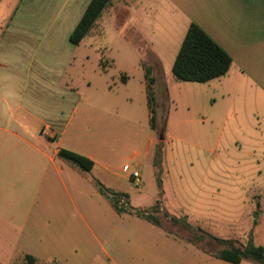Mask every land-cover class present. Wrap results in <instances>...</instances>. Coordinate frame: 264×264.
Masks as SVG:
<instances>
[{
	"label": "crops",
	"instance_id": "0c3cea01",
	"mask_svg": "<svg viewBox=\"0 0 264 264\" xmlns=\"http://www.w3.org/2000/svg\"><path fill=\"white\" fill-rule=\"evenodd\" d=\"M90 2L14 0L5 13L0 12V264H87V237L84 231L75 230V218L87 225V217L93 212L86 207L85 200H82L81 208L77 206L72 190L87 187L88 195L93 183L104 186L114 175V163L123 154L127 155L128 161L123 166L128 164L133 170H138L137 165L132 168L130 161L138 157L156 158L155 132L159 128L158 123L155 130L151 128L145 77L150 66L145 65L147 59L144 56L151 52L152 61H160V50H153L151 45L163 44L162 39L156 43L142 35L144 21L140 18L138 0H111L81 43L73 44L70 35ZM146 2L154 13L160 11L162 17L159 18L164 20L160 30L169 35L171 31L178 34L175 57L192 22L231 56L233 62L226 75L236 77L238 84L223 89L228 95L234 93L230 105H236L235 93L242 84L264 100V0ZM156 21L154 16L148 23L154 30L159 28ZM98 41L105 43L111 62L105 53L101 54L108 59L95 70L101 80H88L79 90L72 77L71 83L66 78L79 56L82 61L89 59L88 51ZM141 43L146 47L143 52L140 51ZM123 52L126 53L124 59ZM119 53L126 65L117 68L114 57ZM109 69L114 70L111 75H108ZM150 69L156 109L164 104L156 92V83L158 86L160 81L164 85L165 79L158 80L153 75L155 70ZM134 77H138L137 87L132 85ZM221 78L208 83L220 82ZM192 83L181 86L191 91L197 88ZM158 87L160 91L161 87ZM211 99L213 104L217 101L214 97ZM186 102L192 104L190 96ZM254 111L258 118L264 113L258 106ZM155 116L157 119L156 111ZM200 119L207 121V117ZM134 125H140L142 129L134 132ZM125 141L130 146L126 153ZM75 142L82 147L72 144ZM60 148L90 158L94 162L93 168L82 170L60 158ZM98 186H94L93 194L104 197ZM62 189L64 195L53 199V195ZM122 193L129 195L126 191ZM157 197L154 204L159 200ZM51 206H61L63 214L56 219L58 232L46 229L45 239L28 228L38 219L48 220L50 225L49 217H56L58 213ZM71 206L77 208V213ZM116 212L141 226L118 228L110 233L119 240L128 238L135 243V238L138 239L131 248L114 247L113 255L108 254L110 260L113 264H151L150 256L155 254L156 248L147 239L156 241L164 237L172 240V234L152 229V222L142 216ZM60 237L67 240L68 245L79 246L69 249L76 259L67 258L68 252L64 251L68 250L60 244ZM27 255L34 258L33 263L28 262ZM209 256L213 255L210 253Z\"/></svg>",
	"mask_w": 264,
	"mask_h": 264
},
{
	"label": "rangeland",
	"instance_id": "374dc122",
	"mask_svg": "<svg viewBox=\"0 0 264 264\" xmlns=\"http://www.w3.org/2000/svg\"><path fill=\"white\" fill-rule=\"evenodd\" d=\"M138 2L140 18L144 21L141 25L142 35L152 38L156 43L159 38L163 42L160 45L157 43L155 47L151 45L153 50H160V61H152L151 52L144 56L147 59L145 65L150 66L152 71L155 70L153 75L158 80L165 79L164 85L158 82L160 91L156 83V92L164 101L163 105H158L159 108L155 109L159 128L155 132L156 152L160 149L162 155L160 158L155 156V160L151 157H138L130 161L132 168L136 164L141 173L140 182H136L129 173L122 172L123 164L128 162L127 155L123 154L114 163V175L105 182L104 187L108 193L113 194V199H118L119 206L128 209L126 212L146 211L154 204L157 196L162 200L158 211L152 212L160 220L161 226L152 223L153 226L151 224L150 227L165 230L173 238L165 240L163 237L156 241L153 238L147 239L156 248L155 254L150 256L151 264H233L209 256L210 253L229 246L215 242L209 235L230 240L237 246H243L251 237L256 244L264 246V113L258 118L254 111L256 106L264 110V100L259 98L260 94L245 89V84H242L235 93L236 105H230L234 93L228 95L223 89L236 87L238 84V79L231 74L221 76L220 82L214 84L188 82L197 87L191 91L183 88L182 83L187 82L176 80L172 73L176 54L175 39L178 34L171 31L169 35L167 31L160 30L164 23L159 18L162 17L160 11L154 13L147 6L146 0ZM12 4L14 0L2 1L0 12L5 13ZM154 16L157 17V30L148 25ZM105 48V43L98 41L88 51L89 59L82 61L79 56L68 73L67 81L71 83L72 77L74 86L82 90L88 80H101L95 70L99 65L107 63L108 59L100 55L105 53L110 59L108 62H111ZM145 49L141 43L140 51ZM121 57L120 53L114 57L117 68L126 65ZM125 57L126 53L123 52V59ZM150 68L148 69L151 71ZM113 71L109 69L108 75ZM134 78L132 85L137 87L138 77ZM189 96L192 99L191 105L186 102ZM213 97L217 100L214 104L211 99ZM201 117H207V121L202 122ZM141 129L140 125H134V132ZM72 144L82 147L76 142ZM124 145L126 153L130 146L126 141ZM139 162L141 165H138ZM66 180L71 182L67 177ZM95 185L98 186L96 183L92 184L93 188L89 186L88 195L87 187L72 190L77 206L81 208L82 200H85L86 207L93 212L87 217V225L76 217L75 230L84 231L87 237V264H113L108 256L113 255V248H131L138 239L135 238V243L128 238L119 240L110 233L118 228L137 229L141 225L132 218L117 215L106 196L93 194ZM123 191L129 195L122 193ZM64 193L63 189L60 190L53 195V199H59ZM51 209L58 213L56 217H49L50 225L48 220L38 219L31 222L28 230H34V234L40 233L45 239L46 229L58 232L56 219L63 214V208L51 206ZM71 209L77 213V208L71 206ZM166 211L181 222L176 223L167 217ZM186 223L192 227H186ZM60 238V244L67 247L65 250L68 251H64L68 252L67 258L72 260L75 256L69 253V249H78L79 246L68 245L67 240ZM241 264L259 263L244 259Z\"/></svg>",
	"mask_w": 264,
	"mask_h": 264
},
{
	"label": "trees",
	"instance_id": "16d2710c",
	"mask_svg": "<svg viewBox=\"0 0 264 264\" xmlns=\"http://www.w3.org/2000/svg\"><path fill=\"white\" fill-rule=\"evenodd\" d=\"M110 2L111 0H91L81 20L70 35V40L73 44L79 45L81 43L83 38L91 30L96 20L101 15L102 11L110 4ZM232 62L231 56L202 28L192 22L188 27V30L173 62L172 73L175 79L179 81L208 82L225 75L229 71ZM145 77L147 81V94L150 104L149 108L152 114L151 128L155 130L156 116L154 93L152 90L154 78L150 75L149 69H147ZM161 155L162 151L158 149L156 152V157L160 158ZM58 156L77 165L82 170L88 171L94 166V162L90 158L66 148H60L58 151ZM99 188L101 193L110 199L117 211L123 212L128 210L119 206L118 199H113L111 196L113 194L108 193L103 185L99 184ZM160 205L161 200L159 199L146 211H129L130 213L142 216L150 222L159 225L161 224L160 220L152 212H157L158 206ZM259 206L260 204L258 202L257 207ZM165 215L167 217L169 216L176 223L181 222L180 219L170 216L167 211L165 212ZM186 227L191 228L192 226L189 223H186ZM199 231H201V229H199ZM202 233L206 234L204 231ZM209 236L219 244L229 245L219 251L212 252L211 254L213 256L233 264H240L244 259L252 260L259 264H264V246L256 244L251 237L243 246H237L234 245L230 240L211 235ZM26 258L28 259L29 263L34 262L33 257L27 255Z\"/></svg>",
	"mask_w": 264,
	"mask_h": 264
},
{
	"label": "built area",
	"instance_id": "2783aa9c",
	"mask_svg": "<svg viewBox=\"0 0 264 264\" xmlns=\"http://www.w3.org/2000/svg\"><path fill=\"white\" fill-rule=\"evenodd\" d=\"M122 170L125 173H129L133 180H135L136 182H140V172L138 170H132L131 166L128 164L124 165Z\"/></svg>",
	"mask_w": 264,
	"mask_h": 264
}]
</instances>
